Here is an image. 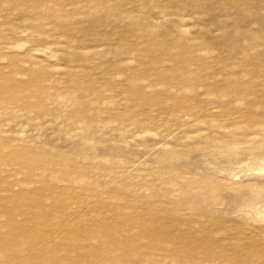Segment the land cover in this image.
<instances>
[{"label": "rangeland", "instance_id": "374dc122", "mask_svg": "<svg viewBox=\"0 0 264 264\" xmlns=\"http://www.w3.org/2000/svg\"><path fill=\"white\" fill-rule=\"evenodd\" d=\"M0 264H264V0H0Z\"/></svg>", "mask_w": 264, "mask_h": 264}]
</instances>
